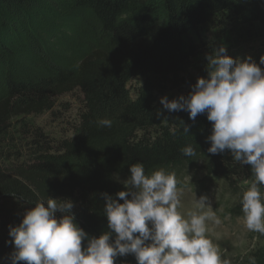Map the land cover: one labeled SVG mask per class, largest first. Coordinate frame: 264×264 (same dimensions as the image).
<instances>
[{
    "label": "trees",
    "instance_id": "obj_1",
    "mask_svg": "<svg viewBox=\"0 0 264 264\" xmlns=\"http://www.w3.org/2000/svg\"><path fill=\"white\" fill-rule=\"evenodd\" d=\"M46 0H0V32L10 16L34 10ZM98 26L101 43L88 48L72 66L50 65L41 76H1L0 139L11 121L51 112L56 100L78 92L81 108L69 138L52 140L37 128H21L27 137L25 158L8 164L0 156V200L14 199L33 208L49 197L74 203L78 225L90 236L107 231L100 195L124 190L118 177L142 163L146 174L198 169L228 187L253 176L249 165L233 161L228 150L212 155L207 115L193 121L186 111L169 112L160 98L187 96L199 77L207 78L211 45L199 35L220 24H235L245 33L264 32V0H84ZM2 32L8 35V32ZM264 51L256 56L259 64ZM264 69V65H260ZM101 119L112 126L99 127ZM188 127V133L184 132ZM191 145L197 155L182 149ZM123 203L122 200L119 201ZM57 218L61 213L57 212ZM264 264V249L251 252ZM115 264H132L119 257Z\"/></svg>",
    "mask_w": 264,
    "mask_h": 264
},
{
    "label": "clouds",
    "instance_id": "obj_2",
    "mask_svg": "<svg viewBox=\"0 0 264 264\" xmlns=\"http://www.w3.org/2000/svg\"><path fill=\"white\" fill-rule=\"evenodd\" d=\"M206 59L207 78L199 77L187 96L171 101L164 96L160 103L169 112H188L193 121L206 114L212 124L208 153L228 150L235 163L250 166L254 180L241 199L244 226L264 235V55L257 64L251 56H229L221 45ZM97 124L110 128L112 121ZM181 151L187 157L197 155L191 145ZM129 172L124 190L115 196L100 194L107 231L90 236L76 222L73 201L49 197L10 227L15 249L11 264H115L127 255L137 264H230L210 238L209 224L222 221L207 195L196 198L194 210L185 214L174 171L160 168L148 175L136 163ZM249 264H256V258L250 257Z\"/></svg>",
    "mask_w": 264,
    "mask_h": 264
},
{
    "label": "rangeland",
    "instance_id": "obj_3",
    "mask_svg": "<svg viewBox=\"0 0 264 264\" xmlns=\"http://www.w3.org/2000/svg\"><path fill=\"white\" fill-rule=\"evenodd\" d=\"M81 1L84 0H46L34 10L11 15L8 26H12L15 33H10V29L0 32V80L7 75L41 76L46 68L56 63L72 66L88 48L100 45L99 26L91 10L81 5ZM4 31L8 35L3 34ZM245 32L235 24H220L201 31L198 39L203 45L195 60L205 54V45L213 49L223 45L233 58L251 56L255 60L264 51V32L251 31L253 35ZM173 95L165 94L167 98ZM80 108L81 96L74 92L59 97L51 112L13 119L6 135L0 139L2 164H8L18 155H23L21 160L25 158L27 137L21 132L23 127L40 129L52 140L71 137ZM175 173L178 187L183 189L182 213L194 210L196 198L209 197L222 221L219 226L209 224L210 238L219 246L224 259L230 264H244L251 252L264 249V235L245 228L241 211L242 195L254 177L238 180L228 187L221 179L207 177L198 169ZM127 178L120 176L118 181L123 183ZM30 209L14 199L0 200V264H11L15 249L9 235L10 227L18 226ZM123 258L137 264L133 255Z\"/></svg>",
    "mask_w": 264,
    "mask_h": 264
}]
</instances>
